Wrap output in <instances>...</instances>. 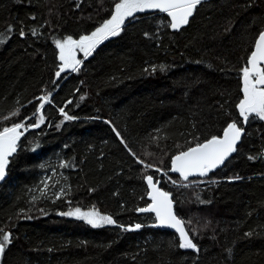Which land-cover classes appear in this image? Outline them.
<instances>
[{"label": "trees", "instance_id": "1", "mask_svg": "<svg viewBox=\"0 0 264 264\" xmlns=\"http://www.w3.org/2000/svg\"><path fill=\"white\" fill-rule=\"evenodd\" d=\"M115 2L0 0V131L45 117L24 132L0 186V237L11 233L1 264H264V120L244 122L237 107L264 0L203 2L179 31L166 13H135L57 77L56 40L90 35ZM232 122L245 135L223 169L189 181L170 173L175 155ZM147 175L199 251L137 210L150 205ZM76 207L116 224L59 215Z\"/></svg>", "mask_w": 264, "mask_h": 264}, {"label": "snow or ice", "instance_id": "2", "mask_svg": "<svg viewBox=\"0 0 264 264\" xmlns=\"http://www.w3.org/2000/svg\"><path fill=\"white\" fill-rule=\"evenodd\" d=\"M201 3L202 0H118L114 4V12L110 18L105 20L90 35H82L79 39H73L68 36L63 41L56 40L55 44L56 48L59 49V60L61 61V66L56 76L59 77L60 73L68 68L78 71L82 61L76 58L77 50L83 52L84 57L87 58L99 44L110 37L119 36L125 20L133 17L135 13L149 9L166 13L170 17V27L179 31L182 27L189 24L190 18ZM9 31H11V28ZM20 35L21 37L25 35L23 30H21ZM3 42L4 40L0 39V43ZM242 93L243 99L239 101L237 107L243 121L248 122L253 115L260 120H264V31H261L254 40L253 50L250 52L247 65L242 69ZM81 98L83 99V97ZM40 99L44 103L48 102L47 96ZM44 103L39 105L38 110L44 108ZM60 112L65 120L74 119V117L67 115L63 109H60ZM12 115H18V110L13 112ZM44 119V115L41 114L39 119L31 125H27L25 122H16L12 126L3 127V130L0 131V180H4L6 169L9 165V158L17 151L18 142L24 132L29 127L39 128L44 123ZM113 131L117 137L121 138V143L127 146L119 131L115 128H113ZM242 134L243 129L238 127L236 122H232L224 130L222 137L213 136L175 155L171 160L170 170L179 173L184 181H189V178L194 176L206 177L214 169L224 165L231 154L237 151L236 145ZM249 158L252 159V157ZM138 162L143 163V161ZM144 166L146 168L151 167V165L147 164ZM156 171L159 172L160 169H156ZM145 179L151 189L149 193L151 204L137 210L143 213H154L158 222L153 225L154 227L160 226L175 229L179 234V248L199 251L197 245L190 237L189 231L186 230L185 221L174 212L173 200L170 194L160 190L157 186L158 182H154L152 175H147ZM236 179H239V177ZM183 186L188 187L189 185L185 184ZM57 199H59V196H57ZM59 215L82 220L93 228L116 224V221L111 216L102 215L95 209L82 211L79 207H76L74 210L61 212ZM140 227V224H136L134 227L129 226L125 230L135 231ZM2 231L0 229V232ZM245 235L250 236L251 233H246ZM10 243L11 233H4L0 237V255L5 252V248Z\"/></svg>", "mask_w": 264, "mask_h": 264}, {"label": "water", "instance_id": "3", "mask_svg": "<svg viewBox=\"0 0 264 264\" xmlns=\"http://www.w3.org/2000/svg\"><path fill=\"white\" fill-rule=\"evenodd\" d=\"M206 1H209V0H202V3H203V2H206ZM244 135H245V131L243 130V134H242V136H241V139L237 142V145H236L237 149H238V146L241 144ZM222 136H223V135H222ZM235 153H236V152H234V153L231 154V156L225 161L224 165H221L220 167L214 169L212 172H215V171H217V170L223 169V168L225 167L226 163L232 159V157L235 155ZM212 172H210V173H212ZM170 173H171L172 175H176V176L180 177L179 173H175V172H172V171H171ZM210 173H209V174H210ZM209 174H208V175H209ZM208 175H207V176H208ZM180 178H182V177H180ZM203 178H205V177H195V176H194V177H190L189 180L203 179ZM2 182H3V180H0V186H1ZM154 182H156V181L154 180ZM146 185H147V182H146ZM157 186L160 188V190H162V189H161V184H160V182L157 183ZM147 188H148V191H149V193H150L151 189L148 187V185H147ZM162 191H163V190H162ZM170 197H171V196H170ZM148 198H149V196H148ZM171 198H172V197H171ZM149 200H150V198H149ZM150 204H151V200H150ZM173 210H174V212L176 213L174 202H173ZM140 213H141V214H151V215H153L154 218H155V214H154V213H143V212H140ZM155 220H156V218H155ZM157 223H158V222L156 221L155 224H157ZM153 227H154V226H153ZM154 229L159 230V231H167V232L175 233V234L178 236V238H179V234L175 231V229L167 228V227H160V226H155ZM2 255H3V254H2ZM2 255H0V264H1V260H2Z\"/></svg>", "mask_w": 264, "mask_h": 264}, {"label": "rangeland", "instance_id": "4", "mask_svg": "<svg viewBox=\"0 0 264 264\" xmlns=\"http://www.w3.org/2000/svg\"><path fill=\"white\" fill-rule=\"evenodd\" d=\"M146 11H152V10L149 9V10H146ZM127 19H128V18H127ZM127 19H126V20H127ZM126 20H125V21H126ZM64 39H65V38H62V39H60V40L63 41ZM105 41H106V40H105ZM99 45H100V44H99ZM99 45H98V46H99ZM98 46H97V47H98ZM96 49H97V48H96ZM58 50H59V49H58ZM88 57H89V56H88ZM88 57H87V58H88ZM76 58L82 61V59L85 58L83 52H80L79 50H77ZM81 58H82V59H81ZM60 62H61V61H60ZM79 66H80V65H79ZM64 72H73V70H72L71 68H68V69H66ZM254 116H255V115H254ZM82 211H83V210H82ZM102 215H103V214H102ZM64 217H66V218H68V219H73V220L75 219L74 217L65 216V215H64ZM76 220H77V219H76ZM81 221H82V220H81ZM83 222H84V221H83ZM85 223H86V222H85ZM86 224H87V223H86ZM88 225H89V224H88ZM89 226H91V225H89ZM110 226H114V225H105V226H103V227H110ZM91 227H92V226H91ZM99 228H102V227H99Z\"/></svg>", "mask_w": 264, "mask_h": 264}]
</instances>
